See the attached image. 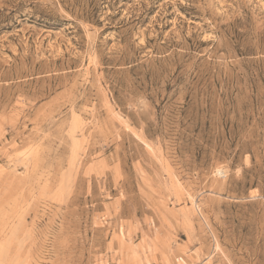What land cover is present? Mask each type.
<instances>
[{"label":"rangeland","instance_id":"1","mask_svg":"<svg viewBox=\"0 0 264 264\" xmlns=\"http://www.w3.org/2000/svg\"><path fill=\"white\" fill-rule=\"evenodd\" d=\"M0 264H264V0H0Z\"/></svg>","mask_w":264,"mask_h":264}]
</instances>
